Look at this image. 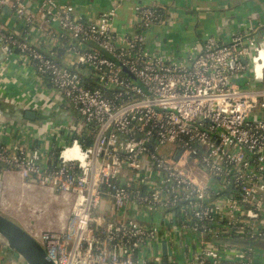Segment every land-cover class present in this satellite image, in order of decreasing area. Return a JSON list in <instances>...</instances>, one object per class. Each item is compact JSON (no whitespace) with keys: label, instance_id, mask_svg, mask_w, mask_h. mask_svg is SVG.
<instances>
[{"label":"built area","instance_id":"obj_1","mask_svg":"<svg viewBox=\"0 0 264 264\" xmlns=\"http://www.w3.org/2000/svg\"><path fill=\"white\" fill-rule=\"evenodd\" d=\"M117 14L0 0V71L21 63L78 115L0 141V171L62 207L25 230L56 264H264L246 246L264 243V28L166 54L148 46L162 7L124 33Z\"/></svg>","mask_w":264,"mask_h":264},{"label":"crops","instance_id":"obj_2","mask_svg":"<svg viewBox=\"0 0 264 264\" xmlns=\"http://www.w3.org/2000/svg\"><path fill=\"white\" fill-rule=\"evenodd\" d=\"M59 2L73 5L86 17H96L117 6L115 28L119 33L128 32L134 26L136 5L160 6L164 9V20L149 31L148 46L153 51L166 54L189 51L197 41L207 37L225 41L240 29L264 28V0H59ZM47 88L38 81L37 75L32 70L22 66L21 63L15 62L2 68L0 71V141L2 139L11 147H17L22 140L19 135L20 128L26 124L36 128L37 131L47 130L54 133L56 137H61L55 131L62 132L68 125L74 123L71 106L60 96L49 94ZM25 111L35 112L38 119L35 121L20 119L21 113ZM0 174L2 175L0 187L5 186L6 190L15 193L13 201L15 200L14 205L17 209L14 216L9 218L24 229L26 227L23 225L26 223L17 211L26 212L34 221H40L44 215L56 220L62 207L52 200L47 190H41L46 194H42V198L38 194L40 189L24 185L26 182L18 173L3 169ZM51 208L56 209L54 211L57 216L54 211H48ZM7 210L4 209L2 202L0 211L7 216ZM44 223L45 228L49 227L47 221ZM14 258V251L0 243V264H11Z\"/></svg>","mask_w":264,"mask_h":264},{"label":"water","instance_id":"obj_3","mask_svg":"<svg viewBox=\"0 0 264 264\" xmlns=\"http://www.w3.org/2000/svg\"><path fill=\"white\" fill-rule=\"evenodd\" d=\"M20 119L35 121L38 116L33 111L21 113ZM0 237L25 264H56L45 249L20 224L0 211Z\"/></svg>","mask_w":264,"mask_h":264},{"label":"rangeland","instance_id":"obj_4","mask_svg":"<svg viewBox=\"0 0 264 264\" xmlns=\"http://www.w3.org/2000/svg\"><path fill=\"white\" fill-rule=\"evenodd\" d=\"M170 148H171V146H168L167 148H164L163 149V152H168V150H170ZM1 177H2V175L0 174V182H1ZM0 194H1V198H2V202H3V204H4V209L6 208V209H8L7 210V212H6V214H7V216L8 217H11V215H13L14 216V214H15V212H16V209H17V207L13 204V199H14V193L13 192H9V190H6L5 189V186H1L0 187ZM39 191V195L41 196V197H43L42 196V194H45V193H43V192H41V190H38ZM13 193V194H12ZM11 194L13 195V199L10 197L11 196ZM4 195V196H3ZM8 195V196H7ZM4 197V198H3ZM9 201V202H8ZM9 205H11V206H9ZM15 206V207H14ZM56 207V209L58 208L57 206H55ZM54 207V208H55ZM14 208V209H13ZM52 209V208H51ZM50 209V211L51 212H53L54 210L56 211V209H52L51 210ZM14 210V211H13ZM100 210H101V208H100ZM10 211V212H9ZM17 212H20V214L22 215V217H21V219L23 220V221H25V223H23V224H25L24 226L26 227V228H30L31 227V225H34L35 224V221L31 218V217H29V215L26 213V212H23V211H17ZM51 217H49L48 215H45L40 221H38L37 222V227H39L40 229H46L45 228V223L44 222H49L51 219H50ZM28 219V220H27ZM15 222V221H14ZM38 224H39V226H38ZM30 225V226H29Z\"/></svg>","mask_w":264,"mask_h":264},{"label":"trees","instance_id":"obj_5","mask_svg":"<svg viewBox=\"0 0 264 264\" xmlns=\"http://www.w3.org/2000/svg\"><path fill=\"white\" fill-rule=\"evenodd\" d=\"M45 83H47V81L45 80ZM72 112V114H73V117L74 118H76L77 120H78V115L75 113V111H71ZM87 138V137H86ZM92 144V141H91V139H88L87 140V142H86V146H90ZM217 244H222V242L221 241H217ZM227 245H232V246H237L238 245V243L237 242H235V241H230V243L228 242L227 243ZM244 244H241V247L243 246ZM247 245H251V246H255V248H257V249H263L264 250V243H261V242H258V241H252V242H250V243H247L246 244V246Z\"/></svg>","mask_w":264,"mask_h":264},{"label":"bare ground","instance_id":"obj_6","mask_svg":"<svg viewBox=\"0 0 264 264\" xmlns=\"http://www.w3.org/2000/svg\"><path fill=\"white\" fill-rule=\"evenodd\" d=\"M16 174H17V173H16ZM5 175H6V174H5ZM3 176H4V175H3ZM8 176H9V175H8ZM3 178H4V177H3ZM15 178H16V177H15ZM15 181H16V180H15ZM24 185H26V184H24ZM12 194H13V193H12ZM12 194H11V196H10L11 198L13 197ZM14 194H15V193H14ZM36 194H37V193H36ZM16 195H17V194H16ZM18 195H19V194H18ZM40 195H41V194H40ZM45 195H46V194H45ZM45 195H44V196H45ZM3 196H4V195H3ZM7 196H8V195H7ZM42 196H43V195H42ZM32 197H33V196H32ZM35 197H37V195H36ZM38 197H39V196H38ZM3 198H4V197H3ZM14 198H15V197H14ZM42 198H43V197H42ZM42 198H41V199H42ZM12 199H13V198H12ZM35 199H36V198H35ZM14 201H15V200H14ZM16 201H17V200H16ZM32 201H33V200H32ZM8 202H9V201H8ZM30 202H31V201H30ZM40 202H41V201H40ZM40 202H38V203H40ZM43 202H44V201H43ZM52 202H53V201H52ZM38 203H37V204H38ZM13 204H14V202H13ZM16 204H17V203H16ZM32 204H33V203H32ZM20 205H21V204H20ZM53 205H54V203H53ZM58 205H59V204H58ZM1 206H2V198H1V194H0V207H1ZM9 206H11V205H9ZM23 206H24V205H23ZM55 206H56V205H55ZM14 207H15V206H14ZM40 207H41V206H40ZM25 208H26V207H25ZM13 209H14V208H13ZM20 210H21V209H20ZM47 210H48V209H47ZM13 211H14V210H13ZM48 211H50V210H48ZM52 211H53V210H52ZM9 212H10V211H9ZM36 213H37V212H36ZM54 214H55V211H54ZM55 215H56V214H55ZM11 216H12V215H11ZM44 216H45V215H44ZM44 216H43V217H44ZM56 216H57V215H56ZM29 217H30V216H29ZM43 217H42V218H43ZM33 218H34V217H33ZM15 219H16V218H15ZM52 219H53V218H52ZM52 219H51V220H52ZM56 219H57V218H56ZM27 220H28V219H27ZM47 223H48V222H47ZM23 226H24V225H23ZM29 226H30V225H29ZM38 226H39V224H38ZM47 226H48V225H47ZM49 226H50V225H49Z\"/></svg>","mask_w":264,"mask_h":264}]
</instances>
